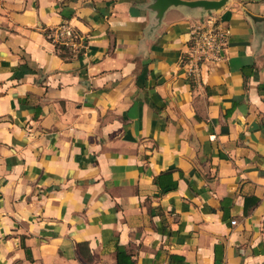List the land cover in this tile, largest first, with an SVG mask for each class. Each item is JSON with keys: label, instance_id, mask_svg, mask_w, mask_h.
Wrapping results in <instances>:
<instances>
[{"label": "crops", "instance_id": "crops-1", "mask_svg": "<svg viewBox=\"0 0 264 264\" xmlns=\"http://www.w3.org/2000/svg\"><path fill=\"white\" fill-rule=\"evenodd\" d=\"M155 4L0 0V264H264V0L194 80L211 13Z\"/></svg>", "mask_w": 264, "mask_h": 264}, {"label": "built area", "instance_id": "built-area-1", "mask_svg": "<svg viewBox=\"0 0 264 264\" xmlns=\"http://www.w3.org/2000/svg\"><path fill=\"white\" fill-rule=\"evenodd\" d=\"M229 34V30L223 27L214 14L209 15L192 29L189 53L182 65L189 79L201 77L202 68L206 63H215L220 60V54L228 44ZM49 37L71 52L84 49L82 36L70 26L64 25L50 31Z\"/></svg>", "mask_w": 264, "mask_h": 264}, {"label": "water", "instance_id": "water-1", "mask_svg": "<svg viewBox=\"0 0 264 264\" xmlns=\"http://www.w3.org/2000/svg\"><path fill=\"white\" fill-rule=\"evenodd\" d=\"M226 3V0H197V1H189V0H156V4L154 9L159 12V15H163V13L169 7H179L184 6L189 9H201L206 12H210L214 14V12L222 9Z\"/></svg>", "mask_w": 264, "mask_h": 264}, {"label": "trees", "instance_id": "trees-1", "mask_svg": "<svg viewBox=\"0 0 264 264\" xmlns=\"http://www.w3.org/2000/svg\"><path fill=\"white\" fill-rule=\"evenodd\" d=\"M58 49L60 50V54L63 57H67L70 55L71 51L64 47V46H58ZM116 256H117V263L116 264H136V261L132 258V256L128 253L126 248L124 247H117L116 250Z\"/></svg>", "mask_w": 264, "mask_h": 264}]
</instances>
